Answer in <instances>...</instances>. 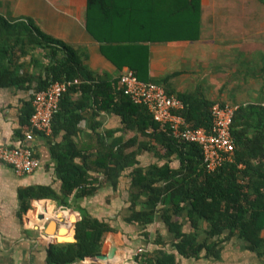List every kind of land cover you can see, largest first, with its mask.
Returning <instances> with one entry per match:
<instances>
[{
	"label": "trees",
	"instance_id": "obj_1",
	"mask_svg": "<svg viewBox=\"0 0 264 264\" xmlns=\"http://www.w3.org/2000/svg\"><path fill=\"white\" fill-rule=\"evenodd\" d=\"M258 1L264 5V0ZM86 27L100 43L103 55L121 72L128 67L140 79L166 87L172 74L150 78V43L198 40L202 31V0H87ZM27 35L29 44L43 45L52 58L46 68L48 77L37 90L55 81L79 79L81 87L99 99L101 110L122 118V127L106 134L94 128L87 141L75 140L84 106L78 109L72 101L70 92L78 84L71 86L55 114L51 135V157L61 189L57 191L51 185L20 188L21 217L40 206L41 199H55L69 207L94 195L101 186L118 190L121 177L130 170V205L125 222L147 229L160 221L170 233V239L165 241L158 232L156 244L160 246L136 255L137 262L179 264V258L219 261L225 244L237 240L256 254L259 264H264L263 102L241 103L231 128L236 147L234 160L208 171L200 145L179 139L169 125L156 121L146 105L135 103L125 93L120 77L113 82H93L95 76L76 50L42 33L32 23L12 22L1 14L0 84L22 86L29 80L12 73L1 58L9 51L6 43H25ZM8 78L10 82L5 80ZM176 95L186 103L183 115L192 127L211 129L215 101L198 91ZM32 104L33 101L25 110V125H30ZM119 131L135 134L124 140L114 135ZM62 132V139L53 142ZM17 135L25 138L21 131ZM146 152L156 159L148 165L139 158ZM79 209L82 218L77 223L76 241L50 239L48 264L94 261L98 254L106 252V233L118 231L110 222ZM187 223L190 230L185 229ZM145 235L148 237V232ZM0 264L13 261L8 263L0 257Z\"/></svg>",
	"mask_w": 264,
	"mask_h": 264
},
{
	"label": "crops",
	"instance_id": "obj_2",
	"mask_svg": "<svg viewBox=\"0 0 264 264\" xmlns=\"http://www.w3.org/2000/svg\"><path fill=\"white\" fill-rule=\"evenodd\" d=\"M254 2L202 0L201 37L198 40L150 43V78L159 79L172 74L166 87L174 94L198 91L213 102H264V8ZM86 10L87 0H0V14L5 18L12 22L32 23L42 33L76 50L95 76L93 82H113L122 72L103 55L100 43L88 32ZM26 38L25 43H16L17 40L6 43L9 51L1 56L12 73L30 81H24L22 86L0 84V146L20 142L18 131L25 134L28 128L22 122L25 110L32 103L33 92L48 77L46 68L52 63L49 49L29 44L30 36ZM5 80L10 82V78ZM70 97L78 109L84 106L80 110L83 119L79 122L80 130L75 140L87 141L94 128L106 134L122 127V118L101 110L99 99L84 90L81 81L70 92ZM134 134L119 131L114 135L127 140ZM63 135L64 132L52 141H60ZM26 144L32 145L42 160L41 167L33 174L19 175L10 165L0 161V257L7 262L12 260L13 264H48L47 243L50 239L76 241L77 223L82 218L81 207L120 227L121 234L110 231L105 235V244L109 246L106 252L111 246L116 248L113 259L74 264H141L136 261V252L143 245L134 249L131 246L123 248V236L128 230L136 236L147 231L151 236L152 229L162 230L165 226L157 221L147 229H137V226L125 222L130 205V170L121 177L118 190L101 186L94 195L69 207L55 199H41L38 201L40 206L36 205L33 212L21 217L20 188L51 185L57 191L61 189L51 157V136L36 134ZM139 158L144 165L156 160L149 152ZM52 225L53 233L50 232ZM166 236L170 239L168 231Z\"/></svg>",
	"mask_w": 264,
	"mask_h": 264
},
{
	"label": "built area",
	"instance_id": "obj_3",
	"mask_svg": "<svg viewBox=\"0 0 264 264\" xmlns=\"http://www.w3.org/2000/svg\"><path fill=\"white\" fill-rule=\"evenodd\" d=\"M78 83L79 79L55 81L44 89L34 91V113L24 134L25 138L14 145H1L0 161L10 165L19 175L36 172L42 160L35 148L26 144V141L32 140L36 134L52 135L53 121L62 97L71 86ZM120 85L135 103L146 105L156 121L169 125L176 137L199 144L208 171H215L226 162L234 160L236 147L231 128L241 103L215 101L211 108V129L195 128L183 115L186 103L178 95L169 93L163 84L144 81L133 69L126 67L120 75ZM146 250L142 246L136 255Z\"/></svg>",
	"mask_w": 264,
	"mask_h": 264
},
{
	"label": "rangeland",
	"instance_id": "obj_4",
	"mask_svg": "<svg viewBox=\"0 0 264 264\" xmlns=\"http://www.w3.org/2000/svg\"><path fill=\"white\" fill-rule=\"evenodd\" d=\"M256 2V5L263 7L264 6L259 2L258 0H254ZM119 214V213H118ZM121 214V212H120ZM137 229H140L139 226H137ZM119 229L117 233L121 234V228L117 227ZM142 229V228H141ZM185 229L190 230L189 223L185 224ZM158 232L163 236L165 241H168L169 238L166 236L167 229L166 227L164 229L156 228L155 230L152 229V234L150 236V232H148V237L145 235L147 231L142 232L141 234H134V232L131 230H128L125 235L123 236V242L122 247L126 248L128 246H131V248H138L139 246L143 245L147 248V250L151 251L155 248L159 247V244H156V238L158 235ZM118 234V235H120ZM141 235H145L144 238L141 237ZM108 244H105V251L108 250ZM170 247V245H168ZM125 250V249H123ZM9 262V261H8ZM260 260L256 256L255 253L247 250L244 245L239 241H230L225 244L222 260L216 261V260H208V259H185V258H179V264H259Z\"/></svg>",
	"mask_w": 264,
	"mask_h": 264
},
{
	"label": "water",
	"instance_id": "obj_5",
	"mask_svg": "<svg viewBox=\"0 0 264 264\" xmlns=\"http://www.w3.org/2000/svg\"><path fill=\"white\" fill-rule=\"evenodd\" d=\"M53 228L54 226L52 225L51 226V229H50V232L53 233ZM116 255V248L114 246H111L109 251L108 252H103L101 254H98L96 257H95V260H105V259H113Z\"/></svg>",
	"mask_w": 264,
	"mask_h": 264
}]
</instances>
